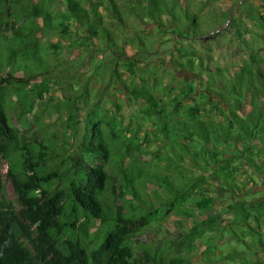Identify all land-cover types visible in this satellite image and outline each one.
Listing matches in <instances>:
<instances>
[{
    "label": "trees",
    "instance_id": "obj_1",
    "mask_svg": "<svg viewBox=\"0 0 264 264\" xmlns=\"http://www.w3.org/2000/svg\"><path fill=\"white\" fill-rule=\"evenodd\" d=\"M101 1L121 36L113 37L105 26L95 0H0V264H141L139 235L169 213L185 220L192 217L190 209L210 210L211 184L234 195H228L232 201L225 206L230 220L220 225L213 216L194 217L189 227L178 220L187 247L208 232L220 239L226 233L240 246L232 261L264 264L259 258L264 217L251 210L248 200L234 198L247 193L245 179L242 186L236 177L239 168L264 183V56L257 59L242 38L249 58L220 64L207 39L228 13H203L195 0ZM141 22L165 36L173 50L169 62L191 76L168 87V97L161 89L152 92L128 82L119 71L125 45L137 41L141 58L150 54L145 31L136 27ZM62 39L85 53L104 39L110 42L106 50L115 57L105 88L116 89L113 80L120 83L123 97H116V112L124 102L135 108L136 120L145 124L144 142L154 144L151 160H140L142 143H135L136 134H125L116 115L109 119L89 112L73 147L61 152L44 138L18 132L9 111L14 93H8L5 106V89L21 95L19 120L32 112L35 100H47L51 88L46 81L30 82L50 73L44 52L60 48ZM135 66L128 62L129 74L135 75ZM148 74L157 82L154 72ZM81 95L86 100L87 90ZM76 98L69 93L61 107L67 109L66 126L72 131L81 123ZM204 102L221 119L204 117L202 112L209 111ZM6 182L15 199L6 195ZM148 182L163 191L155 194L156 201L145 197ZM151 264L188 263L155 251Z\"/></svg>",
    "mask_w": 264,
    "mask_h": 264
},
{
    "label": "rangeland",
    "instance_id": "obj_2",
    "mask_svg": "<svg viewBox=\"0 0 264 264\" xmlns=\"http://www.w3.org/2000/svg\"><path fill=\"white\" fill-rule=\"evenodd\" d=\"M97 7L102 12V19L105 26L110 29L113 37L121 36L122 31L118 29L116 22L112 17L105 15L102 10V1L95 0ZM202 7V12L209 14L215 13L221 16L222 13H228L225 19L217 21L215 34H209L207 43L214 50L216 60L223 65L232 63H242L248 59L249 49L245 47L240 40L245 38L248 40L247 45L252 47V54L259 59L264 56V42L261 38L264 35V0H195ZM54 5V3H53ZM52 5V6H53ZM54 7V6H53ZM55 7H57L55 5ZM239 17L242 21L238 20ZM210 24H214L211 23ZM138 29H143L147 35L146 43L149 46L150 54L143 53L144 57L138 53V42H132L131 45H125L124 59L120 60L119 71L121 76L126 78L128 82L134 85L150 88L152 92H158L156 89H161L160 94L163 97H168V87L175 85L182 79L190 78V74L183 69H175L170 60V53L173 51L170 48L171 43L165 41V36L160 33L153 25L143 22L136 23ZM241 32L242 36H238L237 31ZM143 31V33H144ZM131 34L129 31H125ZM60 37L52 35V40H59ZM110 42L107 39L102 40L98 44L95 43L90 50L85 53L78 49H70L67 42L62 39L60 48H48L44 55L51 65L50 73L41 76L30 82V85L40 81H46L48 87L51 88L48 93L47 100H35L32 112L27 114L25 118L19 120L16 117L20 111L19 104L21 95L12 89H5L4 103L9 105L8 93L13 95L15 102L12 103L9 111L12 117L13 125L18 132H23L28 135L35 134L39 139L44 138L45 142L51 143L55 151L61 152L62 147L70 150L83 127L84 119L88 117L89 112L94 111L97 115L103 114L110 119L112 115H116L120 121V126L130 138L136 142H141L143 146L138 150L140 160H151L150 150L154 149L152 142H144L143 136L145 124L136 120L133 107L127 103H123L120 111L116 112L115 101L116 97L122 98L120 93V83L116 80L112 81V85H117L116 89H106L105 85L109 80V69L114 55L106 50ZM48 47V46H47ZM142 55V56H143ZM129 61L136 63L135 75L129 74L126 69ZM142 65L147 68H142ZM148 71L154 72L157 82H154ZM18 76L21 73H16ZM175 76V79H174ZM183 81V80H182ZM182 85V84H180ZM158 87V88H157ZM33 88V87H32ZM88 97L86 100L81 95V92L86 91ZM10 91V92H9ZM26 91H29L26 89ZM31 93V92H30ZM71 93L76 96V105L79 107L77 116L81 123L77 129L72 131L67 128V109L61 108L65 97ZM31 95V94H30ZM120 102V101H119ZM117 101V103H119ZM209 109L203 111L204 117L211 119H221L217 110L211 104L201 103ZM59 107V110L56 107ZM16 112V113H15ZM59 159V158H58ZM96 163L102 162L96 160ZM7 164L2 161L1 170L5 174ZM238 179L239 185L247 189V193H240L235 196V199H246L249 202L251 210L255 213H261L264 217V183L256 173L248 172L253 178L247 177L244 168H239ZM214 187L213 203L210 210H192L188 209L192 217L185 220L177 215L169 213L159 220H154L149 228L138 237L139 250L136 252V257L141 264H151V256L153 252L158 251L168 259L173 257H184L188 264H238V261H232L229 257L235 249H240L239 245L229 240V235L224 234L221 239L216 232H208L201 238H198L191 246L187 247L184 240L181 227L177 223L178 220H183L187 227L191 226L194 219L202 220L208 216L217 218L218 224L224 225L230 220L231 215L225 211L227 205H230V191L226 190L221 184H211ZM144 191L148 198L156 201L155 194L163 195V191L157 189V186L148 182L144 186ZM6 195L10 199H15V193L12 185L9 182L5 184ZM231 196H234L231 194ZM262 203L259 206L257 203ZM195 217V218H194ZM259 258L264 260V252L259 251ZM212 258L213 261H209Z\"/></svg>",
    "mask_w": 264,
    "mask_h": 264
}]
</instances>
